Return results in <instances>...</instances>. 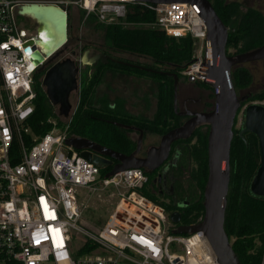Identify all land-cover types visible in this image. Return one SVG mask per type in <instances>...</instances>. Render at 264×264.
I'll return each mask as SVG.
<instances>
[{"label": "built area", "instance_id": "2783aa9c", "mask_svg": "<svg viewBox=\"0 0 264 264\" xmlns=\"http://www.w3.org/2000/svg\"><path fill=\"white\" fill-rule=\"evenodd\" d=\"M23 1L0 0V264H221L202 231L173 232L177 223L170 212L138 190L148 180L144 167L101 175L98 163L65 143L72 112L60 115L57 107L56 116L48 118L50 129L32 132L26 120L34 107L33 72L48 56L37 34L18 21ZM49 2L73 4L105 24L138 23L173 36L191 35L197 46L181 74L189 81L203 80L209 39L196 3ZM130 3L153 10V20H126ZM34 51L44 55L38 64L32 63ZM102 190L116 199L105 221L83 220L79 194Z\"/></svg>", "mask_w": 264, "mask_h": 264}, {"label": "trees", "instance_id": "16d2710c", "mask_svg": "<svg viewBox=\"0 0 264 264\" xmlns=\"http://www.w3.org/2000/svg\"><path fill=\"white\" fill-rule=\"evenodd\" d=\"M210 1L222 21L228 26L226 42L228 54L245 51L264 43V14L258 8L248 6L242 11L240 0ZM129 6L126 20L137 22L153 20L155 15L153 10L140 3H130ZM87 18L96 20L93 14ZM97 23L104 29L106 47L145 56L149 59L148 62L138 60L132 62L162 71L146 70L111 59L106 62L98 59L88 64L92 71L84 72L80 80L78 102L71 117L68 133L88 137L118 151L130 153L136 146V140L129 134L132 129L115 124L114 121L134 124L142 128L144 133L160 135L180 124L182 116L177 114L173 105L174 77L168 72H175L178 77L182 76L181 70L192 60L197 42L189 34L173 36L163 29L138 23L128 26L119 23L105 24L99 21ZM106 47L102 49L103 52L126 60L111 53ZM45 68H38L33 72L34 107L26 122L34 134H43L49 130L51 123L48 122V118L57 114L42 85ZM108 70L150 77L158 83V104L153 118L132 117L120 106H113L94 96L95 86L102 81ZM231 78L237 93L241 95L250 86L252 73L245 63H238L232 66ZM194 82L213 89L204 80ZM247 99H264V90L252 93ZM96 100L99 102L98 105L95 103ZM203 126H206L205 130ZM239 129L233 126L224 227L229 237H234L232 246L241 262L260 264L264 254V194H256L250 188L251 180L260 163L259 142L254 132L246 131L241 135ZM207 132L208 124H200L189 137L177 139L172 144V151L176 148L180 150V155L185 147L187 155L194 160L189 172L193 183L191 188L185 186L181 169H177L176 164H173L170 167L173 193L158 192L156 170L146 171L148 180L138 189L150 199L164 205L167 212L180 209L181 223L196 222L204 212L203 189L208 173ZM109 158L110 162L99 164L101 175L106 174L117 161L113 157ZM181 200L187 202L182 209L177 204Z\"/></svg>", "mask_w": 264, "mask_h": 264}, {"label": "water", "instance_id": "95a60500", "mask_svg": "<svg viewBox=\"0 0 264 264\" xmlns=\"http://www.w3.org/2000/svg\"><path fill=\"white\" fill-rule=\"evenodd\" d=\"M149 2H168L174 0H146ZM196 3L200 13L206 19L207 35L209 39V58L207 70L202 74L203 80L213 88V106L208 110L178 111L176 102V90L178 75L168 72L174 77L173 105L177 114L189 116L180 124L162 133L158 144L150 145L144 156L138 155L142 139L143 129L134 124L114 121L120 126L138 130L136 146L130 153H124L101 144L88 137L70 135L65 138V143L80 149L82 155L98 164L110 162L109 157L117 161L106 175H111L127 167H144L148 171L158 168L170 154L175 140L189 137L200 124H208L207 132V179L203 189L204 212L201 218L192 223H180L181 213L173 210L169 217L177 225L172 229L175 233H187L202 231L210 247L214 251L217 260L221 264H243L236 254L230 237L225 230V210L227 204V191L230 179V144L233 136V125L242 100L249 94L239 95L231 78L232 66L253 60H262L264 72V43L254 48L228 54L226 42L228 26L217 14L210 0H177ZM19 14H29L44 22L43 31L50 29L54 47L52 56L61 50V46L67 39L68 12L59 4L49 1L25 0L18 5ZM49 37V36H48ZM31 51V47L25 48ZM50 51V50H49ZM89 49H85L82 55V63H92L98 59L106 62L109 59L126 63L139 68L152 71L157 70L151 66L119 59L103 51L88 56ZM43 53L47 59L39 66L45 68V62L51 57L46 49ZM41 51L31 52L33 64H38L43 59ZM74 53V51H72ZM79 64L71 56L56 60L44 69L42 85L49 101L58 107L60 115L67 116L70 113L72 103L69 100V92L78 87L77 75ZM252 131L258 136L260 163L251 180L250 188L256 194H264V104L252 102L244 108L243 125L239 133ZM260 264H264V254Z\"/></svg>", "mask_w": 264, "mask_h": 264}, {"label": "rangeland", "instance_id": "374dc122", "mask_svg": "<svg viewBox=\"0 0 264 264\" xmlns=\"http://www.w3.org/2000/svg\"><path fill=\"white\" fill-rule=\"evenodd\" d=\"M37 1H57V0H37ZM241 2V10L244 11L248 6L257 7L258 2L252 0H240ZM68 12V25H67V39L65 43L61 46L64 48L57 57L53 59L54 56L52 54L50 56L51 60L45 62V67L49 66L56 60H60L67 56H71L74 60L79 64V71L77 75L78 87L74 90L69 99L72 102V107L70 109V113L74 112L77 102H78V94H79V85L80 80L84 72L90 73L92 68H89L88 64L90 63H82V55L85 49H89L88 56L95 54L96 52L102 51L107 45L105 43V33L104 29L97 25V20H90L87 18V15L81 8L70 4V3H60ZM19 23L27 30L29 34H34L39 32L42 34L47 30L42 29L44 24L43 21L36 19L35 17L29 14H18ZM128 26V25H124ZM41 27V28H40ZM40 28V29H39ZM39 29V31H38ZM111 53H115L118 56L124 57L128 60H138L142 62H148V58L133 52H127L122 49L113 50L109 47H106ZM74 53H71V51ZM230 50H233L230 48ZM245 65L251 70L252 73V81L246 92H242V94L255 93L257 91L264 90V72L262 66V60H253L245 62ZM187 80L184 76H180L177 82V90H176V102L177 109L180 108L179 100L181 90L183 86L180 85L181 81ZM184 82V81H183ZM158 83L150 78L143 76H136L134 74L129 73H117L112 70H108L105 72L104 77L100 83L95 86L94 96L97 99H103L110 104L120 106L122 109L126 110L132 117H142L151 119L156 113L157 104H158ZM207 103L204 106L212 107L214 103L213 89L207 88ZM200 95V93H197ZM256 102L264 104V99H255L248 100L245 98L241 102V106L238 109V112L235 117L234 127L241 128L244 120V108L249 103ZM98 105V100L95 102ZM203 106V104H200ZM55 109H57V106ZM186 119V117L182 116V122ZM181 122V123H182ZM203 129H206V126H203ZM129 134L133 139L136 140L138 136L137 130H130ZM160 134L156 133H144L142 139V148L146 149L149 145L158 144L160 139ZM184 147V146H183ZM185 148V147H184ZM180 153V155L176 159L177 169H181L182 171V179L185 183V186L192 187L193 183L190 179L189 172L192 166L194 165V160L187 155V152L184 150ZM171 177L168 176V180ZM97 193V192H94ZM79 202L82 206V219L88 221V219H96L99 220L100 223H103L109 213V210L113 206L115 202V194H112L108 191H100V194H88L84 191L78 196ZM234 237H230V241L232 242Z\"/></svg>", "mask_w": 264, "mask_h": 264}, {"label": "flooded vegetation", "instance_id": "af4514ba", "mask_svg": "<svg viewBox=\"0 0 264 264\" xmlns=\"http://www.w3.org/2000/svg\"><path fill=\"white\" fill-rule=\"evenodd\" d=\"M252 1H255V0H252ZM256 1L258 2V5L256 8H258L264 14V0H256ZM63 49L64 48H61V50L59 51L58 54H60ZM72 51H71V53H72ZM58 54L55 55L53 57V59L55 57H57ZM126 60H128V59H126ZM128 61L132 62V60H128ZM92 63H90V64H92ZM178 78H180V77H178ZM183 81H181V84H180L183 86V89L181 90L182 92L180 94V100H179L180 108L178 109V111H185L186 109H190V110H208V109H210L208 106L207 107L204 106V104L207 103V93L206 94L204 93V91L206 92L207 87L205 85H200L194 81H189V80H186V81L183 80ZM74 90H76V88L69 92V96ZM198 92L200 93V95L197 94ZM200 104H203V106ZM180 115L184 116L186 118L189 116L188 114H180ZM143 136H144V134H143ZM136 140H137V138H136ZM147 148L143 149L142 145H141L137 154L140 156H144L146 154ZM179 152H180V150L175 148L174 151H172V148H171V151H170L168 158L166 160H164V162L158 168L155 169L158 173V179L156 181V185L158 186V192L160 194L173 193V191H174L173 190V182H172L171 178L168 180V176H170L171 165L176 164V159L179 156ZM177 204H178V207L182 209V207L185 204H187V202L185 200H183V201L181 200V201H178ZM176 210L179 211L180 209H176Z\"/></svg>", "mask_w": 264, "mask_h": 264}, {"label": "bare ground", "instance_id": "6f19581e", "mask_svg": "<svg viewBox=\"0 0 264 264\" xmlns=\"http://www.w3.org/2000/svg\"><path fill=\"white\" fill-rule=\"evenodd\" d=\"M41 28V27H40ZM39 28V29H40ZM39 29H38V31H39ZM40 32V31H39ZM39 32H37L36 34H37V36H36V40H37V42L40 44V46L43 48V49H46V52L49 54H51L53 51V47H54V41L52 40L53 39V37L52 36H50V34H51V30L50 29H48V31H46L45 32V34H44V32L42 33V34H40ZM50 34H49V33ZM49 36V37H48ZM50 50V51H49ZM49 54V55H50Z\"/></svg>", "mask_w": 264, "mask_h": 264}, {"label": "crops", "instance_id": "0c3cea01", "mask_svg": "<svg viewBox=\"0 0 264 264\" xmlns=\"http://www.w3.org/2000/svg\"><path fill=\"white\" fill-rule=\"evenodd\" d=\"M79 8V7H78Z\"/></svg>", "mask_w": 264, "mask_h": 264}]
</instances>
